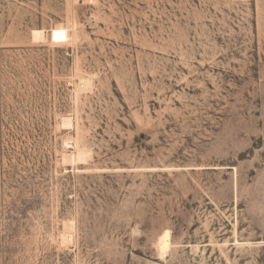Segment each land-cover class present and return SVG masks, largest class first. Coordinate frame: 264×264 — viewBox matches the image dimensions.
<instances>
[{"label": "rangeland", "instance_id": "374dc122", "mask_svg": "<svg viewBox=\"0 0 264 264\" xmlns=\"http://www.w3.org/2000/svg\"><path fill=\"white\" fill-rule=\"evenodd\" d=\"M0 264H264V0H0Z\"/></svg>", "mask_w": 264, "mask_h": 264}, {"label": "bare ground", "instance_id": "6f19581e", "mask_svg": "<svg viewBox=\"0 0 264 264\" xmlns=\"http://www.w3.org/2000/svg\"><path fill=\"white\" fill-rule=\"evenodd\" d=\"M169 248H170V244H169L168 240L166 242L160 244V249L164 253L167 252V250Z\"/></svg>", "mask_w": 264, "mask_h": 264}]
</instances>
